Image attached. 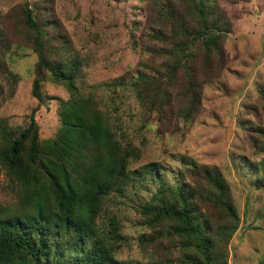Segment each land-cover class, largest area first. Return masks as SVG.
Returning <instances> with one entry per match:
<instances>
[{"label":"trees","instance_id":"obj_1","mask_svg":"<svg viewBox=\"0 0 264 264\" xmlns=\"http://www.w3.org/2000/svg\"><path fill=\"white\" fill-rule=\"evenodd\" d=\"M51 3L31 8L22 1L6 12V28L0 26V45L23 44L36 55L30 93L37 100L47 74L73 89L77 63L72 58L63 65L73 48ZM144 4L134 73L105 84L129 89L158 123L168 120V131L185 128L198 111L202 84L224 65L222 41L231 24L216 0ZM257 102L264 111V86L257 89ZM34 111L27 126L0 147V166L15 179L21 206L0 216V264H118L115 253L125 236L112 215L97 222L96 214L135 175L128 166L139 149L117 133L90 95L61 103L59 132L48 141L38 139ZM252 131L251 146L264 151V127ZM181 164L186 181L161 185L136 208L147 230L137 234L139 249L150 264H226L227 243L238 226L228 184L215 166L187 157ZM140 169L139 175L150 172Z\"/></svg>","mask_w":264,"mask_h":264},{"label":"rangeland","instance_id":"obj_2","mask_svg":"<svg viewBox=\"0 0 264 264\" xmlns=\"http://www.w3.org/2000/svg\"><path fill=\"white\" fill-rule=\"evenodd\" d=\"M22 1L33 8L45 0H0L2 28H6V12ZM51 1L73 48L63 57L64 67L76 58L73 89L47 74L40 81L37 100L30 93L36 55L23 44L0 45V147L27 126L33 108L38 139H54L61 103L90 95L94 107L113 121L117 133L126 134L139 149L138 158L128 166L135 175L122 194L111 192L96 214L97 222L112 215L125 236L115 253L118 264L151 263L136 240L139 232L147 231L138 222L136 208L161 185L186 181L182 157L215 166L228 184L238 226L227 243L226 264H261L264 151L255 150L250 140L252 126L264 127V111L257 102V89L264 86V0H216L231 24L222 41L224 65L217 76L202 84L199 108L190 123L185 128L173 126L171 131L168 120L158 123L129 89L112 90L105 84L134 73L146 0ZM248 107L256 111L248 112ZM260 140L264 145V137ZM142 166L150 172L139 175ZM16 186L13 176L0 166V216L21 208Z\"/></svg>","mask_w":264,"mask_h":264}]
</instances>
